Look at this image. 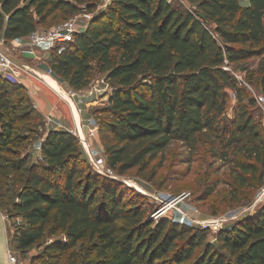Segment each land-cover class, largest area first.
Here are the masks:
<instances>
[{
    "label": "trees",
    "instance_id": "obj_1",
    "mask_svg": "<svg viewBox=\"0 0 264 264\" xmlns=\"http://www.w3.org/2000/svg\"><path fill=\"white\" fill-rule=\"evenodd\" d=\"M186 1L192 9L168 0H112L69 48L56 50L49 68L75 91L88 88L94 72L110 82L99 137L114 174L147 168L173 142L194 153L198 135L210 133L219 142L214 155L230 164L235 187L259 190L264 127L233 67L259 59L256 78L264 91V0H248L247 6L241 0ZM101 2L0 0V39L12 44L58 18L94 16ZM8 90L0 81V164L13 144L25 141L15 136L17 107ZM228 90L237 106L225 123ZM41 152L36 163L26 156L0 165L2 176L10 170L23 182L8 210L23 222L14 238L18 252L31 250L50 227L49 234L61 231L65 242L47 245V254L88 243L96 254L89 264H264V207L222 228L212 242L208 230L155 220L143 196L128 197L118 181L86 171L82 148L69 131L47 132ZM6 198L0 180L1 211Z\"/></svg>",
    "mask_w": 264,
    "mask_h": 264
},
{
    "label": "rangeland",
    "instance_id": "obj_2",
    "mask_svg": "<svg viewBox=\"0 0 264 264\" xmlns=\"http://www.w3.org/2000/svg\"><path fill=\"white\" fill-rule=\"evenodd\" d=\"M168 1L184 6L187 9H192V6L186 0ZM111 2L112 0H102L93 18L104 12ZM247 2L248 0H241L242 6H246ZM84 14L86 13L82 12L75 17L83 16ZM63 21L66 20L58 18L54 22L50 21L47 25L40 27L39 30L51 29ZM89 22L87 19H80L79 29L83 30ZM0 44H2V39H0ZM6 45L9 47L16 46V44L11 43H6ZM29 51H36L35 55L45 60L47 59V63L44 61L39 62L42 68H45L49 73L48 65L54 60L56 49L51 48L50 45H44L34 50L29 47L17 49L15 54L16 61L24 64L26 68L28 63L24 56L31 55L25 54ZM258 62L259 59H252L233 67L235 73L241 75L246 83V86L243 85L246 98H253L255 102L256 96L263 91L262 84L256 78ZM102 76L94 72L89 86L96 84ZM33 77L34 73L27 69L26 76L18 81H5V79L0 78V81L9 87L8 94L11 95L9 102L17 107L15 136L18 138V142L25 140L22 144H13L10 151L4 154V160L0 165H7L10 161L26 156H29L31 163H33L37 161L39 155H42V143L48 132L47 120L39 112L37 104L30 99L28 91L23 85L24 80ZM228 93L230 101L224 118L225 123L234 119L237 106L235 92L228 90ZM53 97L59 98L56 94ZM108 107V100L105 97H96V99L89 101L87 118L84 115L83 118L90 127L99 126V123L108 116L106 113ZM253 111L257 121H260L264 127V112L258 107L257 103ZM66 127L72 128L71 126ZM198 137L199 145L194 153L190 152L182 143L173 142L147 168L140 170L137 167L123 176L107 173L106 156L98 141L93 142L95 151L94 162L87 158L83 148L82 157L85 160L86 171L108 176L118 181L124 186L123 188L127 192L126 195L128 197L143 196L146 206L152 209L151 216L155 220L167 218L180 222L185 221L190 224L195 223V221L204 222L214 218H224L226 221L223 227H229L249 212L248 210L259 190L236 188L230 177V164L226 163L220 156L214 155L219 147L216 137L210 133L198 135ZM10 172V170H6L4 176L0 173V180L3 181L4 192L7 194L1 209L7 222L10 250L19 257L21 262L23 264H71L75 258H77L78 264H89L94 261L96 254L90 250V244L83 242H79L74 249L64 254H47L45 251L47 245L57 241L65 242L64 233L59 231L51 235L49 234L50 227L47 228L44 238L31 250L25 253L17 251V244L14 238L22 229L23 222L21 219H11L8 216V210L11 209L15 200V193L21 189L23 182L14 180ZM210 190L213 193L208 195ZM170 202L173 203V207L169 211L162 216L156 215L165 204ZM180 210L189 213L190 217L184 219L179 214ZM209 241L215 242V234L212 231L209 232Z\"/></svg>",
    "mask_w": 264,
    "mask_h": 264
},
{
    "label": "built area",
    "instance_id": "obj_3",
    "mask_svg": "<svg viewBox=\"0 0 264 264\" xmlns=\"http://www.w3.org/2000/svg\"><path fill=\"white\" fill-rule=\"evenodd\" d=\"M93 18V14H84L83 16H78L62 24L56 25L55 27L48 30H38L29 36L28 43L26 45H16L14 47H9L6 45L5 40H2L0 44V78L8 81H18L26 76L27 68L24 64L16 61L15 54L17 49L24 47H29L32 50L40 48L44 45H50L51 48H55L59 54L66 50L71 43L75 41L76 35L80 33V19H87L90 21ZM86 26L84 27V29ZM50 73L52 71L50 70ZM236 79L241 85L246 86L241 75L233 72ZM113 93V88L110 82L103 75L99 81L89 86L82 91L69 90L62 100L68 105L71 116L73 119V128L69 130L78 140L81 148H83L87 158L94 162L95 151L93 142L99 136V126L95 125L90 127L89 124L84 120L83 115L87 112V105L90 100L96 99V97H105L107 100ZM109 96V98H108ZM256 103L258 107L264 112V91L256 96ZM108 167V166H107ZM107 173L114 175L111 169H107ZM173 203L165 204L160 212L156 215L162 216L167 211H169ZM264 207V186H262L258 194L249 208V212L253 213L258 209ZM226 219H211L209 221H195V225L202 229L212 231L217 234L223 227ZM8 264H23L19 257L8 249Z\"/></svg>",
    "mask_w": 264,
    "mask_h": 264
},
{
    "label": "crops",
    "instance_id": "obj_4",
    "mask_svg": "<svg viewBox=\"0 0 264 264\" xmlns=\"http://www.w3.org/2000/svg\"><path fill=\"white\" fill-rule=\"evenodd\" d=\"M248 4L249 1L245 5L247 6ZM83 31H85V29L80 30V32ZM28 40L29 36L19 41H13L12 44L26 45L28 43ZM35 52L29 51L25 54L31 55L24 56L28 63L27 69L34 73L33 78H29L23 81L24 88L28 91L30 99H32V101L37 104L36 106L40 110L39 112L43 115V117L46 118L48 132L69 131L70 129L66 126H71L73 128V119L71 116L70 109L68 105L62 100V97L65 96L67 92L72 88L70 87L68 81L55 76L53 73H50L49 65V73L46 71L45 68H42L39 61H44L45 63H47V59L45 60L41 57H38L37 55H35ZM54 94L58 95L59 98L57 99L56 97H53ZM87 113L88 111L84 114L86 118ZM94 141L100 142L102 150L105 153L104 147L100 141V137H98V139L96 138ZM39 160H43L42 155L38 156L36 162H38ZM105 161L107 164V160ZM179 212V214L184 217V219L190 217L189 213H185L182 210H180ZM182 222L189 224L185 221ZM189 225L196 226L195 223H190ZM8 249L9 236L7 230V222L4 213L0 210V264H8Z\"/></svg>",
    "mask_w": 264,
    "mask_h": 264
},
{
    "label": "water",
    "instance_id": "obj_5",
    "mask_svg": "<svg viewBox=\"0 0 264 264\" xmlns=\"http://www.w3.org/2000/svg\"><path fill=\"white\" fill-rule=\"evenodd\" d=\"M200 17H201V19H203V20H205V16H204V14H200ZM171 203V202H170ZM162 209H160L158 212H160Z\"/></svg>",
    "mask_w": 264,
    "mask_h": 264
}]
</instances>
